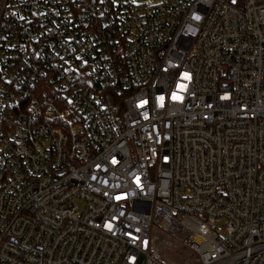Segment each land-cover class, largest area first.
Returning <instances> with one entry per match:
<instances>
[{
	"label": "built area",
	"instance_id": "obj_1",
	"mask_svg": "<svg viewBox=\"0 0 264 264\" xmlns=\"http://www.w3.org/2000/svg\"><path fill=\"white\" fill-rule=\"evenodd\" d=\"M160 233L264 264V0H2L0 264H170Z\"/></svg>",
	"mask_w": 264,
	"mask_h": 264
},
{
	"label": "rangeland",
	"instance_id": "obj_2",
	"mask_svg": "<svg viewBox=\"0 0 264 264\" xmlns=\"http://www.w3.org/2000/svg\"><path fill=\"white\" fill-rule=\"evenodd\" d=\"M139 2L157 3L164 0H137ZM217 225H222L221 221L217 222ZM157 249L160 252L162 258L169 262L170 264H180L182 260L183 264H191V256L186 253L184 255V250L179 243L175 242L173 239L169 238L167 235L160 233L159 239L157 240ZM172 260L173 262H171Z\"/></svg>",
	"mask_w": 264,
	"mask_h": 264
},
{
	"label": "trees",
	"instance_id": "obj_3",
	"mask_svg": "<svg viewBox=\"0 0 264 264\" xmlns=\"http://www.w3.org/2000/svg\"><path fill=\"white\" fill-rule=\"evenodd\" d=\"M1 4H2V0H0V7H1Z\"/></svg>",
	"mask_w": 264,
	"mask_h": 264
}]
</instances>
